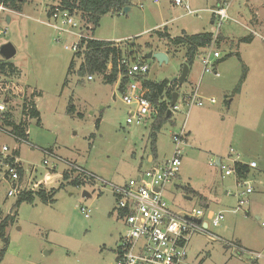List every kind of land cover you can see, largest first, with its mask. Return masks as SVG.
Listing matches in <instances>:
<instances>
[{"label":"rangeland","instance_id":"374dc122","mask_svg":"<svg viewBox=\"0 0 264 264\" xmlns=\"http://www.w3.org/2000/svg\"><path fill=\"white\" fill-rule=\"evenodd\" d=\"M50 1L24 0L21 9L0 16V48L13 45L16 54L7 62L18 71L1 74L0 80L12 87L14 95L19 94L17 88L35 89L36 97L30 99L32 93L27 91L19 95V102L30 99L40 114L39 124L32 118L26 121L29 145L17 146L0 132V147H18L24 191L54 194L53 203L45 204L34 196L32 203L17 207L18 197H7L11 184L0 181V220L12 216L5 224L4 238L0 237V251L6 248L0 264H113V250L125 228L112 212V194L74 187L69 184L72 181L64 180V167L54 172L44 169V151H53L105 181L124 184L137 170L151 166L145 160L153 157L152 149L156 164L170 158L172 136L179 133L184 121L187 135L180 171L167 186L164 198L173 211L181 212L203 206L189 191L203 195L211 211L224 215L212 233L244 251L194 236L183 264H264V0H187L191 13L175 6L173 0H129L126 14L102 16L92 33L88 30L91 25L78 13L73 19L77 27L70 28L71 33L48 25L52 22L47 14ZM224 4L229 5L228 18L218 28L209 10ZM161 22L167 23L156 27ZM182 31L189 35L218 32L222 38L213 51H218L220 58H211L210 69L215 74L204 75L200 55L195 58L178 91L181 111L156 130L150 119L127 125L129 107L122 102L117 84H105L100 75H92L91 80L80 75L81 61L66 49L78 42L75 34L82 32L96 40L119 39L113 43L122 49L127 48L126 43H134L141 47V57L159 48L167 62L144 59L149 66L145 78L172 83L181 74L186 50L168 44L157 32L175 38ZM249 36L250 42L241 41ZM227 55L231 56L223 59ZM73 58V73L67 75ZM0 60L6 61L1 56ZM174 83L172 92L177 88ZM196 88L203 106L187 111L180 103L181 96ZM3 95L0 91V97ZM211 98L213 103L208 102ZM72 106L74 112L70 113ZM20 119L19 114L14 116L15 122ZM236 155L242 164H256L245 180L225 177L213 164ZM226 164L231 165L229 160ZM237 181L246 185L237 187ZM246 188L251 193L246 194ZM83 191L91 197L83 198ZM84 206L90 210L88 219L80 211Z\"/></svg>","mask_w":264,"mask_h":264},{"label":"built area","instance_id":"2783aa9c","mask_svg":"<svg viewBox=\"0 0 264 264\" xmlns=\"http://www.w3.org/2000/svg\"><path fill=\"white\" fill-rule=\"evenodd\" d=\"M154 2H157V0H154ZM173 4L183 7L187 13H191L187 0H173ZM228 6V4H224V6L212 11L213 19H217L218 21V28L228 18ZM11 12L13 11L4 6L3 2H0V16L3 13L10 15ZM47 14L49 20L52 21L47 24L59 32L71 33L70 28L77 27L73 20L75 12L70 14L67 9L62 8L59 1L52 0ZM57 22L60 24L59 26L56 25ZM252 34L254 33L252 32ZM75 35L79 38L78 42L70 48L66 47V49H71L76 53L79 50L80 39H90L91 37H88L83 32ZM218 35V32L214 33L212 44L205 48L199 56L202 64V75L212 72L215 74V71H212L210 66H212L211 58H220L219 52L213 51ZM116 63L117 70L119 71L118 78H121V76L128 78V82L120 91L122 102L129 107V117L126 119V124L129 125L134 122L138 125L142 120H153L158 115L160 107L159 104L155 105L146 98L147 89L144 87L143 82L149 71V66L140 58L132 61L126 57H120ZM111 67V63H108L107 71ZM91 79L92 77L88 76V80ZM2 81L1 79L0 91L4 95L0 97V132L11 137L17 146L21 144L29 145L24 136L18 135L2 123L3 115L8 111L13 115L12 120L14 122V116L20 115L22 120L20 119L19 123L15 122L17 125L23 123L26 126V121H29L31 118L29 107L23 108L24 103L20 104L18 101L20 93L14 95L12 87L2 84ZM118 86L119 80L117 82V89H119ZM13 88L15 90L14 86ZM9 91L16 99L18 98L17 101H13L12 98L8 102L4 101V96ZM183 95L181 96L180 103H183L187 111L194 107L203 106L198 88L192 89L188 94ZM179 99L180 96L178 95V99L172 107H170V101L167 105L171 117L182 109ZM208 102L213 103L214 99L211 98ZM24 134L28 135L26 127ZM186 135L184 121L179 133L172 136L174 149L171 157L162 165H153L139 171L136 176L124 184L105 181L89 173L75 162L59 157L53 151H44L45 159L42 163L44 169L54 172L59 167H64V171L61 174L66 173L68 181H75L78 183L77 187L87 186L91 191L97 193L108 190L112 194L115 200L114 212L125 228L124 234L119 238L120 244L116 250L115 264H183L187 257L189 243L194 236H201L211 242H220L224 246L232 247L239 253L244 251L243 248H239L235 243L224 241L212 233L211 229L218 227L224 220L222 212L206 211L204 209L175 212L166 202L164 195L167 186L177 177L180 171L181 152ZM17 146L13 148L7 146L0 147V181H6L11 184L7 197H18L20 193L26 192L20 186L22 180L20 171L23 170L20 156L16 154V152H19ZM230 152L233 153V151ZM226 160L230 161V166L226 164ZM236 163H240L239 155H236L233 159L219 158L213 162L214 165L219 167L225 177L232 175L236 177ZM247 166L249 168H256L254 162H251ZM238 181L236 182L237 187L246 185V182L239 184ZM245 193H251V189L246 188ZM242 194L238 193V196ZM237 210L238 208L234 211ZM80 211L85 219L89 218L90 210L87 207H81ZM8 215L11 214L9 213ZM2 221L0 220V225ZM261 227L264 228V222L261 223ZM250 254L255 258L260 257L257 253L250 252Z\"/></svg>","mask_w":264,"mask_h":264},{"label":"trees","instance_id":"16d2710c","mask_svg":"<svg viewBox=\"0 0 264 264\" xmlns=\"http://www.w3.org/2000/svg\"><path fill=\"white\" fill-rule=\"evenodd\" d=\"M50 1V0H49ZM59 1V4L62 8L67 9L70 14L73 12L80 14L81 19H85L86 24L91 25V28L88 30L92 33L96 27H98L100 19L102 16L107 14L110 15H121L124 8L129 7V0H53ZM3 2L4 6L9 8L12 11H17L21 9L24 0H0ZM52 4V0L49 2ZM158 36L161 38H167L168 44L173 46H183L185 47L184 59L185 64L188 65V68L192 66L195 58L204 51L205 48L209 47L213 41L214 33H201L196 35H186L182 33L181 36L170 38L168 34L157 32ZM219 38H222L220 35L217 36V40L215 43H219ZM252 36L242 38L243 42H250ZM127 48L122 49L118 44H115L111 41H99L93 38L85 39L82 38L79 41V50L74 53V57H77L81 62L79 65L78 73L80 75H100L102 76V80L105 84L114 85L117 84L119 80L118 91H121L124 85L128 82V78L125 76H121L118 78L119 71L117 70L116 61L120 57H126L132 61L140 58L144 60V57L139 55L140 46L134 43H126ZM154 52H159V48H156ZM231 55L225 56L223 59L230 57ZM223 59L219 60L221 62ZM111 63L112 67L109 71H107V65ZM74 58L71 61L67 75L73 73L74 69ZM17 69L13 64H10L7 61L0 60V74L9 73L14 74ZM108 73V74H106ZM175 83H170L168 80H164L158 83L151 82L145 78L143 85L147 89L146 98L153 104H159V113L152 121V128L154 130L158 129L162 123L166 120H169L171 116L167 117L168 114V103L171 101L172 90L171 87L174 86ZM176 86V85H175ZM174 86V87H175ZM35 94L32 93L30 99L34 98ZM29 107V114L32 119L36 120V124L40 123L39 113L35 107V104L30 101H25L23 108ZM70 113L74 112V107L70 108ZM13 115L11 112H7L3 115L2 123L11 128V130L18 135L24 136L27 139V136L24 134L25 126L23 123L16 124L13 120ZM154 138V135H153ZM19 155V152H16ZM152 155L155 157L154 150L152 149ZM235 172L238 180H245L250 173V168L241 163L235 164ZM23 174V171H20V175ZM64 180L68 179V175L66 173L63 174ZM74 187L78 186V183L72 181L69 183ZM34 196H37L43 203H53V193L44 192L43 190H39L35 193L32 192H22L18 196V199L15 203V206H19L23 202L32 203ZM6 217L0 225V237L4 238L3 232L6 222L8 221ZM7 245V241L5 240V246ZM6 248L0 251V263L5 255Z\"/></svg>","mask_w":264,"mask_h":264},{"label":"water","instance_id":"95a60500","mask_svg":"<svg viewBox=\"0 0 264 264\" xmlns=\"http://www.w3.org/2000/svg\"><path fill=\"white\" fill-rule=\"evenodd\" d=\"M128 11H129V8L126 7L123 9L122 13L126 14ZM15 54H16L15 48L10 43H7L0 48V56L6 61H8L12 57H14ZM151 58H154L155 60H157L159 62V64H162L163 62H167L166 54L163 52H155V53L150 52L144 56L145 60L151 59ZM188 72H189L188 65L184 64L180 76L177 77L176 79L172 80V83H174V82L177 83V88L172 93V97H171V101H170V107H172L175 104L176 100L178 99V91H179L180 87L184 84L185 79L188 75ZM169 114H170V112L168 111L167 117H169ZM82 197L83 198H90L91 196L87 191H83Z\"/></svg>","mask_w":264,"mask_h":264},{"label":"crops","instance_id":"0c3cea01","mask_svg":"<svg viewBox=\"0 0 264 264\" xmlns=\"http://www.w3.org/2000/svg\"><path fill=\"white\" fill-rule=\"evenodd\" d=\"M219 2H220V0H219ZM221 3V2H220ZM220 3H218V4H220ZM217 4V5H218ZM212 7V6H211ZM217 7V6H216ZM214 9H216V8H214V7H212L209 11L211 12V14H212V11L214 10ZM212 18H213V16H212ZM7 22L9 23L10 22V19L9 18H7ZM167 22H161L160 24H158L156 27H160V26H162V25H165ZM211 23H213V21H210V24ZM164 28H166V27H164ZM182 33H185L186 35H189V34H187L185 31H182ZM202 33H206V32H202ZM209 33H213V32H209ZM165 34H168V33H166L165 32ZM199 34H201V33H199ZM169 35V34H168ZM182 35V34H181ZM180 35V36H181ZM192 35H196V34H192ZM169 37H170V35H169ZM179 37V36H178ZM171 38V37H170ZM263 39V38H262ZM264 40V39H263ZM99 41H102V40H99ZM119 41V39H117V40H114V41H111V42H117V43H119L118 42ZM175 47H177V46H175ZM178 47H182V46H178ZM184 49H185V47H183ZM185 61V60H184ZM15 68H16V66H14ZM18 72V71H17ZM14 87H16V86H14ZM17 88V87H16ZM24 88V87H23ZM16 91V90H15ZM27 91H29L30 93H34L33 91H36L35 89H31V90H25L24 89V91L23 90H19L18 88H17V92L18 93H24V92H27ZM36 93H37V91H36ZM5 98H4V101L5 102H8V100H10L11 98L13 99V101H17V99L15 98V96L14 95H12L11 94V92L9 91L5 96H4ZM36 97V96H35ZM18 101H19V99H18ZM37 109V108H36ZM38 111V110H37ZM39 113V112H38ZM39 116H40V114H39ZM40 119V118H39ZM171 157V156H170ZM142 160H144V158L142 157L141 158ZM169 159V158H168ZM167 159V160H168ZM155 160H156V158L155 157H151V156H149L148 158H147V160H145L147 163H148V165H151V166H153V165H162L165 161H167V160H164V161H162V162H160V163H158V164H156L155 163ZM216 166V165H215ZM218 167V166H217ZM148 168V167H147ZM219 168V167H218ZM146 169V168H145ZM139 171H142L141 170V168L139 169V170H137L136 172H135V174H134V176H136L137 175V173L139 172ZM222 173V172H221ZM133 176V177H134ZM132 177V178H133ZM166 192H167V189H166V191H165V194H166ZM188 195H196V196H198V198H200V200L203 202V206H202V208H196V207H194V208H188L189 210H184V211H181V212H186V211H192V210H195V209H204V210H206V211H211V209H209V204H208V202H207V199L203 196V195H200L199 193H197L196 191H194V190H191V191H189L188 192ZM189 199V198H188ZM191 199V198H190ZM112 212H113V214L115 215V217H116V219H117V221L119 222V223H122L120 220H119V218H118V216H117V214L114 212V207H113V209H112ZM256 219H258V217H256ZM119 241V240H118ZM240 245V244H239ZM241 246V245H240ZM117 248L118 247H116V249H114L113 250V252H114V262H113V264H115V260H116V250H117Z\"/></svg>","mask_w":264,"mask_h":264}]
</instances>
